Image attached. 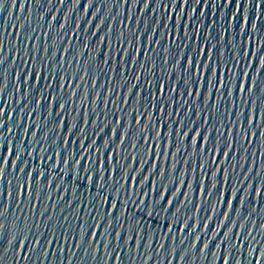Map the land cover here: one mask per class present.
Segmentation results:
<instances>
[{
	"label": "water",
	"instance_id": "1",
	"mask_svg": "<svg viewBox=\"0 0 264 264\" xmlns=\"http://www.w3.org/2000/svg\"><path fill=\"white\" fill-rule=\"evenodd\" d=\"M89 10L91 15L87 14ZM97 16L100 19H96ZM65 17L68 18L67 23ZM85 20L95 21L101 26L102 21L107 24L95 43L92 42V33L97 29L85 24ZM60 25H65V29L73 25L77 31L75 25H82L83 31H79V35L84 37V41H73L70 55L60 53L61 58L53 65L52 71L56 73L60 65L63 66L62 70L53 80H48L45 73V81L40 87L41 92L54 88L52 95L62 97L60 103L66 107V112L55 107L51 100L41 103V92H34L36 82H28L25 76L26 84L22 87L13 72L15 69V72L24 73L30 45L31 48L40 47L50 30L48 26L51 27L52 41H58ZM121 33L128 35L132 47L126 48L125 55L120 59L126 61L127 53L131 51L136 63L117 68L115 56L100 41L105 34H111L115 46ZM173 33L176 35L173 36ZM133 35L136 36L135 42L131 41ZM71 36L69 32L67 38L70 40ZM32 37L35 39H30ZM3 46L7 47V51L0 59H5L7 63L3 65L5 78L0 84V101L3 102L0 115L4 117L0 124L7 123L11 129V133L5 130L3 136L7 138L9 147L15 140L20 149L18 155L24 158V164L20 167L28 173L34 190L27 197H22L17 190L13 199L2 194L7 185L0 180V215L8 233L3 240L0 264H221L222 253L225 262L231 258L233 264H253L251 249L257 244L264 254V222L260 223L258 229L253 228L258 221H264V193L261 192L264 189V127L260 128V136L253 142L246 143L243 135L245 127L256 132V126L264 125V100H261V96H264V0H155L154 3L151 0H144V3L131 0L130 4L126 0H64L63 3L58 0L47 3L44 0H0V47ZM64 46L68 48L69 44ZM141 49L145 53L143 57L137 55ZM184 56L209 66L212 69L208 73L210 81L217 70L221 80L225 79L227 73V80L231 81L227 84V95H222L225 90L218 86L217 98L210 99L209 92L201 83L204 73H200L197 84L189 87L188 91L195 89L203 92L208 105V112L205 113L203 104L197 103V115L192 119L199 120L203 127V122L210 115L212 122L209 127L215 126L220 131L227 128L229 134L226 139L236 141L232 160L225 161L223 156L220 160L226 166L228 163L233 166L240 164L235 169L231 187L233 191L244 187V192L240 194L243 204L229 195V206H224L222 201L225 199L226 185H220V191L211 198L205 197L196 188L195 176H185L186 164L177 165L180 172L175 173L163 160L151 158V144L147 142L148 133L144 126L138 124L131 136L125 134L140 97L159 99L155 91L157 81L161 87L167 81L171 89L179 86L183 90V85L179 84L181 72L177 61H182ZM42 58L43 53L40 55ZM108 59L112 60L110 66L105 64ZM35 63L38 64L39 60ZM152 69H155L154 73ZM174 69L177 71L173 77ZM141 71L148 82L141 79V87L132 98V106L123 103L109 105L110 99L117 102L121 96L128 99L129 90L137 82L131 77L139 76ZM242 73H251L253 80L259 82L260 90L248 85ZM161 76L164 79H160ZM125 82H128L127 89L123 88ZM237 83L241 88H248L247 95L236 90ZM173 95L169 91L168 98ZM188 99L195 102L198 97L177 96L176 102L182 106ZM258 101L260 116L254 121L252 117ZM160 106L163 107V103ZM173 107L172 104L168 105V110L172 111ZM160 115L149 110V118L144 120V125L150 123L155 127ZM188 115L185 111L184 116ZM121 116L126 118L125 129H121L117 138L113 129ZM78 118L90 120L91 124L79 123L77 127ZM65 119L67 129L62 126ZM114 120L116 123H113ZM136 120H140V117L136 116ZM168 123L170 129L171 121ZM33 124L37 127L32 128ZM192 126L189 124L188 128ZM141 132L145 133L143 141L140 139ZM158 132L153 134L152 139L158 150L162 148L167 152L170 141L157 139ZM164 135L168 136L169 132L165 130ZM205 136L209 137V133L206 132ZM209 139V152L217 139L221 145L225 142V138ZM35 140L42 141V144L38 146L33 143ZM180 140H185V137L178 138L179 154L176 149H171L177 160H190L193 169L198 162L207 163L208 154L203 151L204 144L200 145L201 156L198 158L194 155V148L188 149L191 142L181 145ZM2 145L3 140L0 139V155L8 159ZM185 149L188 150L187 156L183 154ZM137 155L139 164L130 159ZM12 160L18 163L15 157ZM29 163L31 168L26 167ZM257 164L259 167H256ZM157 165L159 172L155 171ZM245 168H255V172L262 177L259 182L254 176L242 185L240 181L244 176L252 174ZM166 169L168 175L165 178L160 173ZM37 170L46 174V178L36 176ZM7 171V180L13 186L23 182V173L12 168ZM242 171L244 176H240ZM129 176L138 179L139 183L128 182ZM181 179L188 180L187 187L176 183ZM154 187L159 189V194L153 191ZM165 190L171 192L167 201H172L175 207H170L161 198L167 194ZM213 191L209 187V192ZM157 202L161 207L156 206ZM233 204L236 214L230 211ZM221 212L231 215L234 222L239 220L241 225L247 226L248 231L229 224L223 229L225 235L217 239L221 223H227ZM42 213L45 215L42 216ZM241 216L243 219H240ZM105 217L107 223H104ZM113 220L116 235L109 236L107 233L112 231L109 226ZM100 223H104L100 236L105 246L111 244V247L100 249V241L93 242L91 236L85 242L83 232L89 225ZM189 223L192 225L190 228L187 227ZM202 224L207 227H199L197 231ZM97 230L92 229L94 233ZM232 232H235V237L224 244L223 241ZM249 233L255 236L257 243L249 239ZM241 235L243 240L239 239ZM17 236L21 244L28 243V251H23L19 246L13 248L8 243L12 241L14 244ZM198 237H203V243L199 242ZM53 240L56 241L54 245L51 243ZM245 241L248 242L247 248ZM233 245H236L235 252L232 251ZM113 254L115 259L112 258ZM262 258L264 256H255L257 261Z\"/></svg>",
	"mask_w": 264,
	"mask_h": 264
},
{
	"label": "snow or ice",
	"instance_id": "2",
	"mask_svg": "<svg viewBox=\"0 0 264 264\" xmlns=\"http://www.w3.org/2000/svg\"><path fill=\"white\" fill-rule=\"evenodd\" d=\"M45 3L49 2V0H44ZM58 2L63 3L64 0H58ZM70 2V0H69ZM127 3H131V0H126ZM155 0H151V3H154ZM140 3H144V0H140ZM95 7V5H93ZM88 15H91L92 13L90 10L87 13ZM48 15H51V13H48ZM73 16H75V13H73ZM55 19V18H54ZM96 19H100L99 16L96 17ZM108 19H111L109 17ZM175 19V16H174ZM68 18L65 17V21L67 23ZM85 24H91L92 28L97 29L96 32L92 33L93 40L92 42L95 43V39L100 37V33L104 31V27H107V24L102 21L103 26L98 25L95 23V21H84ZM45 26H47V21H45ZM49 27V32L46 34V39H44L38 49L36 48H31L30 45V55L27 61V67L24 70V73L21 74L19 72H15V69H13L14 74L17 77V80L21 82V86L24 87L26 82H25V76L28 77V82L35 81L37 87L34 88V92H41V87L40 85L45 81V73H47V79L48 80H53L56 79L58 75V71L62 70L63 66L60 65L59 69L57 70L56 73L52 71L53 65H56L57 62L60 60V53H65L67 55H70L73 51V41L79 40L80 43H83L84 37L79 35V31H83L82 25H75V29L73 28V25H68V27L65 29V25H60L61 31L57 34L58 35V41H52V35H51V27ZM71 33V39L69 40L67 38V34ZM111 33V30H110ZM145 35H147V32H145ZM173 36L176 35V33L172 34ZM60 37H63L64 39H59ZM30 39H35V37H32ZM113 41V35L111 34H105L103 38L101 39L100 43L104 48H108L113 56H115L117 60V68H123L127 64H135L136 61L133 59L131 51H128V59L126 61H121V57L125 55L126 48L131 49L132 44L130 43V38L126 33H121V37L116 40L115 46L112 43ZM131 41L135 42L136 41V36L133 35L131 37ZM69 44L68 48H65V44ZM87 47V45H85ZM7 51V47L3 46L0 47V57H3V52ZM43 53V58L40 59V55ZM84 55H87V53H84ZM103 55V53H101ZM137 55L143 57L145 56L144 51L141 49L137 52ZM206 55V54H205ZM11 57H9L10 59ZM36 60H39V63H35ZM75 62V61H73ZM7 61L5 59H0V84L3 83V80L5 78L4 74V68L3 65H5ZM106 65H111L112 60L108 59L105 61ZM178 69L181 72V78L179 81L180 85H183V90L181 91V88L178 86L176 89H171L170 84L165 81L163 87L160 86L159 81H157L156 86H155V91L159 97V99L155 98H149L148 100L144 99V96L142 95L140 99L137 101L136 108L133 109L132 111V121L131 124L128 125V128L125 129V117L121 116L119 123L117 124V127L113 129V134L119 138L120 136V131L121 129H125V134L127 136H131L132 130L135 128L136 125H141L145 127V131L148 133V143L151 144V148L149 150V155L151 158L156 159V160H163L168 166H170L175 173L180 172V168L177 166L181 163H184L187 165V170L185 172V176L188 175H194L195 176V182H196V188L197 190L205 197L211 198V196L215 195L220 191V185H226V193H225V199L222 201L224 206L228 207V200L227 196H232L234 201L241 202L242 204L244 203L241 201V196L240 194L244 192V187L241 186L235 191H233L231 184L233 177L235 175V169L240 167V164L237 163L235 166L231 165L230 163L225 165V163H222L220 160V157L223 156L225 158V161L230 162L232 160V152L236 149V141H228L226 137L228 136V129L224 128L223 131H220L217 129L215 126H212L211 128L209 125L212 122V118L209 115V118L205 120L204 126L201 127V123L199 120H193L192 117H195L197 115L196 111V106L197 103H202L203 104V111L205 113L208 112V105L204 100V95L203 92H197L195 89L193 91L189 92L188 88L196 85L197 81L199 80L200 73H204V79L201 81L203 88L206 89L209 92V98L210 99H215L217 98L218 95V86L224 88V93L222 95H227V84L231 83V81L227 80V73H225V79L221 80L219 70H217L216 75L214 78L210 81L208 79V73L212 71V69L205 65L203 62L197 63V61L192 58L189 59L187 56L182 57V61H177ZM142 68L144 66H141ZM115 71V69H112ZM176 69L173 70V77L176 75ZM101 72L103 73V70L101 69ZM152 72H155V69H152ZM262 72H264V69H262ZM243 77L245 78V81L248 85H252L257 91L260 90V85L259 82L254 81L251 73H242ZM79 77L77 76V79ZM131 79L136 80L137 82L132 85V88L129 90V97L128 99H124L123 96H121L120 101H113L109 100L108 104L109 105H116L117 103H123L129 107L132 106V98L135 97L136 95V90L140 89L141 84L140 81L141 79H144V82L147 83V78L144 75V72L141 71L139 76H133ZM160 79H164L163 76L160 77ZM227 81V82H225ZM45 87H51V85H44ZM61 87H67V85H62ZM236 90L238 92H241L243 95L248 94V88L244 87L241 88L240 84L237 83L235 85ZM123 88L127 89L128 88V82H125L123 84ZM52 91H55L53 88ZM52 91L49 92H41L40 96V102L45 103L48 100H51L52 104L55 107L63 109L64 112L67 111L66 107L60 103V99L54 95H52ZM169 91H172L174 95L169 99L168 98V93ZM91 94H89L90 98ZM181 96V97H198L197 101H193L191 99H188L183 102L182 106L181 103L176 102V97ZM77 98L78 95H77ZM261 100H264V96H261ZM101 102H103L101 100ZM68 103V102H66ZM161 103H163V107H161ZM174 105L173 110L169 111L168 110V105ZM249 105L251 106V101H249ZM3 108V102L0 101V109ZM176 109H179L177 111ZM149 110H152L153 112H159L161 115L157 117L156 119V124L155 127L149 125H144V120L149 118ZM75 111V109H73ZM187 111L190 115L184 116V112ZM83 110L81 109V114ZM63 112L61 113V115ZM95 114V113H93ZM32 115H35V112L32 113ZM101 116L104 115L103 112L100 113ZM234 115V112H233ZM136 116L140 117V120H136ZM260 116V102L258 101L256 103L254 112H253V120L255 121L256 118ZM167 117V120L165 119ZM175 117V119H173ZM183 117V119H182ZM59 117H57L58 119ZM4 119L3 115H0V121ZM248 117L247 115L245 116V121H247ZM168 121H171L172 127L169 129V123ZM79 123H85V124H91V121H84L82 119L78 118V124L76 125L79 127ZM113 123H116L114 120ZM192 124L193 126L191 128H188V125ZM62 126L67 129V119H65L62 122ZM37 126L35 124L32 125V128H36ZM177 127H179V131H177ZM257 130L256 132H252L250 128H243V135L245 136V142H253L256 138L260 136V128L264 127V125L256 126ZM187 129V131H185ZM7 130L9 133H11V129L8 128L7 123L0 124V139L3 140V148L4 150L8 153V159L5 158L4 155H0V180H2L7 187L4 188V192L2 193L3 195H7L11 198H15L17 190L19 191L20 195L22 197H27L29 192L34 190V185L31 183V178H29L28 173L25 171V169L21 168L20 165L24 164V158L21 155H18L20 149L16 146L15 140H13L11 146L9 147L8 145V140L6 137L3 136L4 131ZM157 130H159L157 134V139H163L165 141H170L169 145V150L165 152L162 148L157 149V144L155 141H153L152 136L154 133H157ZM165 130L169 132L168 136L164 135ZM209 133V137L215 139L217 137L219 138H225V142L221 145L219 143V140H216L215 146L212 148V151H208V144L211 143V140L209 137L205 136V133ZM38 135V133H37ZM144 132H141L140 134V139L141 141L144 140ZM185 137V140H180L179 143L181 145H184L186 142L190 141L191 143L188 144V149H195L194 155L197 156L198 158L201 156V151H200V145L204 144V153L208 154V161L207 163H200L198 162L196 165V168H191V162L183 160V158L177 160L176 156L173 154L171 149H176V153L179 154L181 151L180 148L177 147L178 143V138L179 137ZM33 143L37 144L38 146L42 144V141L40 140H35ZM28 147H31V144H28ZM225 149H228V151H225ZM83 151V148L81 149ZM184 156L188 155V150H184ZM259 150L257 152V155H259ZM12 157H15L18 161V163H13ZM213 157H215V160H213ZM251 159H254V157H250ZM130 159H133L136 164L140 163V158L139 155L136 157ZM31 163H29L26 167L31 168ZM256 167H259V164L256 165ZM8 168L14 169L16 172H21L24 174L23 182L16 184L13 186L12 182H9L7 180L8 177ZM215 168V171H214ZM135 171V169H132ZM147 170V169H145ZM159 165H157V168L155 171L159 172ZM245 171H248L252 173L251 175L244 176V172L242 171L240 173V176H244V179L240 181L242 185L247 184L249 180H252L253 177H256L257 182L262 178L261 174L255 172V168L253 169H247L245 168ZM155 174V173H153ZM161 176L167 177L168 171L167 169L164 172L160 173ZM36 176H44L46 178V174L41 173L40 171H35ZM237 180L240 179V177H236ZM127 181L132 183H139L138 179H135L131 176L127 178ZM151 183V181H149ZM176 183H181L183 186L187 187L188 186V180L187 179H181L177 180ZM163 186L161 185V188ZM209 187H211L214 191L209 192ZM153 191L159 194V189L156 187L153 188ZM166 195L162 196L161 198L165 201H167V196L171 195V192L169 190H165ZM253 191H255V188L253 187ZM261 192L264 193V189H261ZM148 195V194H145ZM183 195V193H181ZM170 205V207H175V204L172 201H167ZM218 203H221L219 199H217ZM0 206H2V202H0ZM111 206V205H110ZM157 207H161L159 202L156 203ZM170 210V209H169ZM230 211L233 214H236V208L234 204L230 207ZM245 211H247V207H245ZM42 216L45 215V213L41 214ZM220 215L225 216V220L227 223H221V231L220 235L217 236V239L220 238V236L225 235L223 229L227 228L229 224H234L236 228H242L244 232H247V226L246 225H241L239 220L233 221L231 215L225 214L223 212L220 213ZM251 215H255V213H251ZM191 219V218H189ZM205 219H208V217H205ZM240 219H243L241 216ZM3 221V216L0 215V252L3 251V240L7 236V226L2 222ZM215 222V220H213ZM264 221H258L254 226V230L258 229L260 227V223ZM104 223H107V217L104 218ZM104 223L100 224H92L89 225L87 230L83 232V235L85 237V242H87V238L89 236L92 237L93 242L99 240V248L104 249L105 247H111V244H108L105 246L104 240L101 238L100 233L103 231L104 228ZM127 223V221H126ZM249 224H251V220L248 221ZM115 220H113V224L110 225L109 227L112 229L107 235L109 236H115ZM35 227V225H33ZM79 227V225H78ZM188 228L192 227L191 223L187 225ZM199 227H207V225H199L197 228V231L199 230ZM93 228L98 229L95 233L92 231ZM134 230V229H133ZM210 230V229H209ZM187 231V228L185 229ZM235 237V232H232L231 235H229L224 241V244H228L232 238ZM74 239H79V237H74ZM135 236L132 237L133 242H135ZM240 240H243V235L239 237ZM249 239L252 240L253 243H257L255 236L249 233ZM198 240L200 243H203V237H198ZM8 243L15 248L16 246H19L23 251H28V243L25 242L21 244L19 236L15 237V243L13 244L12 241H8ZM39 243V241H37ZM53 245L56 243L55 240L51 242ZM214 243V241H213ZM245 247H248V242H244ZM142 247V245H141ZM236 250V245L232 246V251L235 252ZM253 253V264H264V258L261 260L257 261L255 260V256H264V254L261 253L260 251V245L257 244V246L253 249H251ZM179 256V253H177V257ZM113 259H115V255L113 254ZM221 264H233V259H229L228 261H224V255L223 253L220 256Z\"/></svg>",
	"mask_w": 264,
	"mask_h": 264
}]
</instances>
